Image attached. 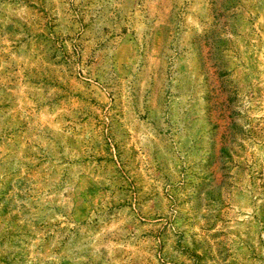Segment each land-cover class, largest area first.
<instances>
[{"label": "rangeland", "instance_id": "obj_1", "mask_svg": "<svg viewBox=\"0 0 264 264\" xmlns=\"http://www.w3.org/2000/svg\"><path fill=\"white\" fill-rule=\"evenodd\" d=\"M0 264H264V0H0Z\"/></svg>", "mask_w": 264, "mask_h": 264}]
</instances>
